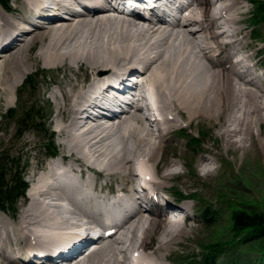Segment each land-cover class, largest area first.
Wrapping results in <instances>:
<instances>
[{
    "label": "bare ground",
    "instance_id": "1",
    "mask_svg": "<svg viewBox=\"0 0 264 264\" xmlns=\"http://www.w3.org/2000/svg\"><path fill=\"white\" fill-rule=\"evenodd\" d=\"M43 1L56 8L49 19L51 26L25 32L22 24L40 10ZM79 1L17 0L16 5L6 6L0 13V39L5 42L0 53V91L5 93L18 87L34 62L54 74L52 81L57 87L69 88L61 89L64 101L57 107L58 115L67 117L58 123V131L64 136L63 162L61 165L56 161L48 164L34 182L32 192L29 189L26 192L29 199L17 219L0 216V247L15 254L39 250L52 254L53 248L71 237L61 236V225L55 220L60 207L50 205L48 201L53 185L58 190L70 188L69 193L74 199L71 204L77 212L72 214L73 217L85 212L93 215L114 212L113 219L118 222L115 233L89 256L80 253L81 249H75L73 252L78 254V259L73 264H129L130 251L131 254L141 252L143 264H163L169 258L161 252H170L173 246L180 244V239L186 236L185 224L180 220L169 224L167 218L159 217L154 203L143 208L140 198L135 197L124 182L130 180L132 169L149 172V166L153 165L158 175L161 171L158 164L168 142L166 136L177 128L178 116L186 118L188 125L196 118L211 120L230 106L235 107L241 97L246 99L249 120L232 114L233 117L221 122L218 135L226 151L240 149L246 152L253 146L252 123H264V88L254 84L259 79L254 75L245 84L254 86L255 90L247 87L244 92L239 90L249 69L238 68L243 58L231 62L228 68L225 66L227 61H217L222 43L215 42L224 35L218 31L224 24L222 15L233 16L240 3L238 0H190L187 8L190 17L165 27L154 12L144 18L95 12L59 23L55 12ZM229 23L233 24L234 19ZM212 29L216 31L213 33ZM19 35L23 36L22 41L16 40ZM238 41L239 38H233L229 42L234 45ZM205 57H208L207 63ZM136 65L145 68L141 87L147 94V87H153L170 116L168 133L158 128L156 134L153 130L156 121L151 120L142 107L111 120L107 127L75 122L73 115L84 106H96L94 99L87 96L86 87H92L106 76L124 77ZM215 68H218L217 74ZM57 74L62 78H57ZM9 100L6 105L10 104ZM256 135L257 147L264 154V137L260 138L259 131ZM197 164L201 176L216 172L211 167L214 164L211 157H201ZM177 167V163H171L166 168L158 182L160 187H166L164 181L181 176ZM83 170L93 171L99 178H108L106 184L113 192H126V206L121 208L120 202L114 200L106 205L99 204L98 196H95L98 178L74 175ZM56 176H60L59 180L53 184L51 180ZM96 224L101 227L100 222ZM91 228V223H86L85 237L72 235L74 237L69 238L73 239L71 248L78 244L76 241L88 242ZM148 249L151 251L147 252ZM7 256L13 259L0 257V264H21L15 256ZM19 256L16 257L20 259Z\"/></svg>",
    "mask_w": 264,
    "mask_h": 264
},
{
    "label": "rangeland",
    "instance_id": "2",
    "mask_svg": "<svg viewBox=\"0 0 264 264\" xmlns=\"http://www.w3.org/2000/svg\"><path fill=\"white\" fill-rule=\"evenodd\" d=\"M238 1L241 4L232 17L241 22H234L232 24V33L237 32V35H235V33L232 35L234 38H240V41L232 45L230 48L222 47L220 45L221 54L219 57L220 60L218 61H227L226 67H230V60L233 58L232 52L233 55L234 53L237 55L240 53L239 57H244L242 62L244 64H241L242 68L247 67L249 70L253 71L254 74L259 75V79L255 81L254 84L264 88V46L261 42H258L264 41V23H261L254 28L253 31L256 35H259V38L256 41L252 40L250 35L252 25H248V22L254 7L249 3L250 0ZM16 2L17 0H12L10 7L16 5ZM2 11L3 8L0 9V13H2ZM257 20L262 21L264 20V17L259 15ZM219 38L220 37L215 39V42H218ZM231 39H233V37L228 38L225 36V39H222L223 41L221 40V43L226 41L229 42ZM198 40L199 39H197V41ZM223 57L226 58L223 59ZM205 59L207 60H205L207 63L209 61L208 57H205ZM248 62L254 64V69L249 66ZM217 69L218 68L214 69L216 74L218 72ZM29 74H32L33 76L34 88L24 90V88H22L24 87L22 83ZM29 74L25 75L22 79V83L20 82V85L14 87L12 91H7L5 93L0 91V154L7 152L8 162H11L13 167L16 165L18 158H28L29 166L27 177L33 181L34 177L39 175L40 171L45 169L49 162L56 161V163H60V159L59 157L52 160L41 158L39 153L35 151L38 150V145L40 143L39 140L41 141V139L35 136L32 131L26 132L20 138L15 137L14 126L4 121L1 116L7 109L15 107V118H19V116L22 115V110L26 106H30V104L25 103L26 101L29 102L31 100L34 102V104L31 103V107L32 109H36L37 106L42 107L38 101H42L43 99L48 100L52 105V113L48 123L50 124L51 129L55 132V142L59 150L58 155H64L61 146L64 136L56 131H58V123H61V120H66L67 117L60 114L58 115L57 107L64 101L61 89L65 88L68 90L69 88L54 86L52 83L54 74L49 70H45L36 62L32 65ZM245 76L244 84L238 87V89H241L243 92L246 87L255 90L254 86L247 83L245 84L246 80L251 78L250 74L246 73ZM56 77L61 79L62 75L57 74ZM71 78H73V76H71ZM247 88L246 90H248ZM6 100L10 101L9 105H6ZM245 101L246 99L241 97L240 100L235 103V107L230 106V108L221 111L218 117L211 120L196 118L190 125L186 122V118L182 119L176 114L178 116V126L166 136L168 142L165 154L161 156L162 160L159 162L158 166L162 174L171 163H177V168L179 171L181 170L183 175L176 177L173 181H166L165 185L167 187H172L171 193L176 191L186 195L194 192L195 199L192 201H182L178 204L191 205L193 207V213L189 220H186L187 222L184 223L186 236L180 239V244L178 246H173L170 252H161L162 256L168 255L169 257L168 261H163V264H182L193 255H200L201 249L205 244L217 240L224 242L230 239L231 232L229 231L228 221L229 208L226 203L219 204L218 201H215L218 193H221L224 196L227 195V197L229 196L233 204L238 205L239 207H242L241 203L248 202L254 206H261V208L258 209L264 211V154L258 149L256 142V134L258 131L261 132L260 138L264 137V123L260 124L258 121L252 123L253 130L251 132L254 144L250 150L246 152H243L240 149H230L229 151H226L224 142L218 135L221 122L231 116L233 117V115L240 118L244 117V119L248 118L249 120V115L247 113L248 106ZM153 125L154 124H152V126ZM186 125L188 126L186 127ZM153 130L156 134L159 133L158 124L153 126ZM181 135H183L184 138H181ZM192 136L195 137L196 141L191 140ZM201 157H211L214 159V164L211 166L216 169L214 174L201 176L200 172H198L199 168L197 164V160ZM149 167L151 169L150 174H152L154 166L152 165ZM87 175L89 177L92 176L90 174ZM106 182H108V179L106 177H101L96 183L97 188L102 189V193L104 194L106 193L104 187V183ZM106 185L109 186L108 183ZM222 186L227 188H222ZM28 199L29 198L26 197L25 201L20 200L18 202L17 208L19 210L15 215V218L11 219L12 217H10V219L8 218L9 220H15L18 218L19 212L22 211L21 209L24 208ZM210 203H213L214 207H212V211L216 214V218L211 224L206 225L205 220L198 217L196 211L206 208ZM157 208L160 209V205L157 206ZM8 214V217L12 215L10 213ZM0 216L7 217V215L5 216L2 212H0ZM154 240H156V236ZM152 246H154V242ZM247 247V244L242 243L230 246L225 252L227 254L219 257V261L225 260L227 261V264L235 263V261H237V264H252L255 255L243 253V248ZM151 249H148L147 252L151 251ZM131 252L132 251L128 254L129 257ZM230 253L233 256L231 260L228 255Z\"/></svg>",
    "mask_w": 264,
    "mask_h": 264
},
{
    "label": "trees",
    "instance_id": "3",
    "mask_svg": "<svg viewBox=\"0 0 264 264\" xmlns=\"http://www.w3.org/2000/svg\"><path fill=\"white\" fill-rule=\"evenodd\" d=\"M9 3L10 0H0V7H6ZM257 3L259 4L255 8L256 14L253 15L254 19L257 14L261 13L264 17V2L258 1ZM260 22L259 20H255L252 24L256 26ZM252 36L255 40L259 38V35H256L254 31L252 32ZM25 85H27V87H24L25 89L30 90L33 88L31 76L27 78ZM30 101L25 102L30 104V106H26L22 110V115L19 118H15L14 109L8 110L2 117L10 125H14L15 137L20 138L25 131L30 129L34 132L35 136L41 139V146H39L38 150L47 154H55L56 148L53 141V133L47 123L49 113L40 106L32 109L31 103L34 104V102ZM7 155V152L0 154V210L15 213L17 211L18 200L24 198L27 189L25 175L29 162L25 157H20L13 167L12 163L8 162ZM222 188L227 187L222 186ZM215 201H218L219 204L226 203L229 208L230 239L224 242L217 240L205 244L201 249L200 255H193L184 264H227L225 260L219 261V257L227 254L225 252L228 248L237 243L248 245L247 248H243V253L255 255L252 264H264V211L258 209L261 206H254L251 203L243 202L241 203L242 207H239L233 204L229 196H224L221 193H218ZM212 207L214 206L211 203L206 208L197 211L198 217L205 220L206 225L211 224L216 218ZM228 255L231 260L233 256L231 253ZM232 264H237V261Z\"/></svg>",
    "mask_w": 264,
    "mask_h": 264
}]
</instances>
